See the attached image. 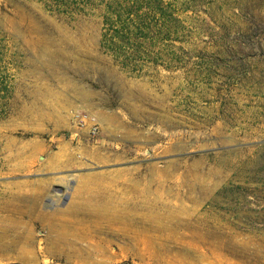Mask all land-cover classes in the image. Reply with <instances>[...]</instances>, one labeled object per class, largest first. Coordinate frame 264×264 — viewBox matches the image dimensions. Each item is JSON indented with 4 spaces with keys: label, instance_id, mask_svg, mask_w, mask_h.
<instances>
[{
    "label": "rangeland",
    "instance_id": "obj_1",
    "mask_svg": "<svg viewBox=\"0 0 264 264\" xmlns=\"http://www.w3.org/2000/svg\"><path fill=\"white\" fill-rule=\"evenodd\" d=\"M0 264H264V0H0Z\"/></svg>",
    "mask_w": 264,
    "mask_h": 264
},
{
    "label": "bare ground",
    "instance_id": "obj_2",
    "mask_svg": "<svg viewBox=\"0 0 264 264\" xmlns=\"http://www.w3.org/2000/svg\"><path fill=\"white\" fill-rule=\"evenodd\" d=\"M231 109V108H230ZM213 110H216V107L213 108ZM229 108L226 109L225 111H223L222 114H220V117L223 119V116H225L226 114L229 113ZM211 113V110L209 111ZM217 112V111H216ZM246 112V111H244ZM237 113V112H236ZM245 114V113H244ZM215 115V113L213 114ZM232 115V114H231ZM235 115V114H234ZM248 115V114H246ZM238 117V116H237ZM242 117V116H241ZM246 117V116H245ZM225 118V117H224ZM228 118V117H227ZM240 118V117H239ZM233 119V118H232ZM245 119V118H244ZM237 120V119H236ZM232 122H236L235 120H232ZM215 124L220 125L222 124L221 122H216ZM212 131H216V127H213L212 128ZM194 132H192L193 134ZM172 136L176 135V134H171ZM195 135V134H194ZM172 141V140H171ZM135 183V181H134ZM126 188H128V191L131 193L130 197H127L126 199L129 201V204L130 206H133V208L136 210V209H139L140 207L142 208V206H144V204H147L149 206H158L160 205V201L158 199H155V198H159V199H162L161 197H158V196H153L152 198L150 199H154L153 201H148L146 200V198H143L142 197V193H140V190H138L137 188V185H133V184H128L126 186ZM144 187L142 188V191H143ZM146 189V188H145ZM143 199V201H142ZM142 202V203H141ZM147 206V207H149ZM210 212V210H209ZM197 213V212H196ZM199 213V211H198ZM205 213H208V210H202V212L200 213L201 215H205ZM208 216V215H207ZM212 218V217H211Z\"/></svg>",
    "mask_w": 264,
    "mask_h": 264
},
{
    "label": "trees",
    "instance_id": "obj_3",
    "mask_svg": "<svg viewBox=\"0 0 264 264\" xmlns=\"http://www.w3.org/2000/svg\"><path fill=\"white\" fill-rule=\"evenodd\" d=\"M150 1H156V2H158V0H150Z\"/></svg>",
    "mask_w": 264,
    "mask_h": 264
}]
</instances>
